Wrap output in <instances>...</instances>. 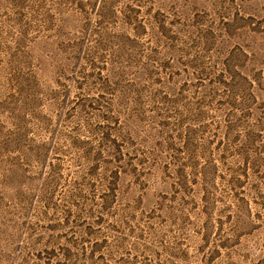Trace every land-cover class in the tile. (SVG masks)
I'll use <instances>...</instances> for the list:
<instances>
[{
	"label": "rangeland",
	"instance_id": "obj_1",
	"mask_svg": "<svg viewBox=\"0 0 264 264\" xmlns=\"http://www.w3.org/2000/svg\"><path fill=\"white\" fill-rule=\"evenodd\" d=\"M0 264H264V0H0Z\"/></svg>",
	"mask_w": 264,
	"mask_h": 264
}]
</instances>
